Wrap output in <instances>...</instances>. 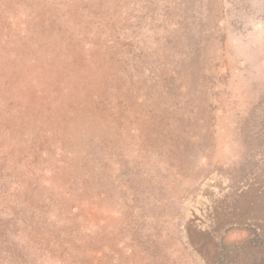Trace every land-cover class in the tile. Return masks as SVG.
Segmentation results:
<instances>
[{"label":"rangeland","instance_id":"obj_1","mask_svg":"<svg viewBox=\"0 0 264 264\" xmlns=\"http://www.w3.org/2000/svg\"><path fill=\"white\" fill-rule=\"evenodd\" d=\"M0 264H264V0H0Z\"/></svg>","mask_w":264,"mask_h":264}]
</instances>
